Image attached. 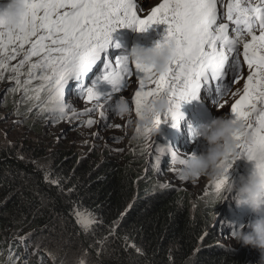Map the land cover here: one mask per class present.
<instances>
[{"label":"snow or ice","instance_id":"snow-or-ice-1","mask_svg":"<svg viewBox=\"0 0 264 264\" xmlns=\"http://www.w3.org/2000/svg\"><path fill=\"white\" fill-rule=\"evenodd\" d=\"M225 7L226 13L221 12ZM138 11L136 0H26L21 27L16 31L0 27V79L5 72L13 73L16 88L11 91L22 89L32 107H39L57 122L96 110L106 119V111H113V105L123 99L115 94L127 87L128 78L135 77L139 81L132 98L136 115L147 99L163 95L168 98L169 111L156 119V125L159 128L170 121L176 128L183 119L182 103L198 99L202 89H212V82L215 91L223 94L231 83L226 81L229 74L233 81L240 79L242 55L248 75L230 114L244 120L251 135V142L242 145L240 157L253 161L254 169L264 172V0H227L226 5L223 0H163L146 18H141ZM154 24H167L164 38H172L176 44V55L166 73L155 75L150 68L130 62L125 54L114 56L113 63L108 48L118 27L144 32ZM230 25L234 27L230 29ZM18 56H22L19 62L10 65ZM25 66L26 72L22 71ZM94 68L97 71L90 85L84 83ZM33 81L38 83L34 85ZM73 81L85 101L94 102L85 113H78L65 102L66 87ZM145 81L153 87L146 88ZM104 84L110 87L102 88ZM83 123L91 127L95 121ZM135 131L140 133L138 127ZM149 138L145 130L144 139ZM156 151L157 167L166 154L172 165L184 163L185 158L168 144L157 146ZM173 170L184 180L178 169ZM221 185L220 180L210 181L213 191ZM166 186L159 185L162 189ZM75 216L88 232L94 224L91 213L77 210ZM23 264H28L27 260Z\"/></svg>","mask_w":264,"mask_h":264},{"label":"trees","instance_id":"trees-1","mask_svg":"<svg viewBox=\"0 0 264 264\" xmlns=\"http://www.w3.org/2000/svg\"><path fill=\"white\" fill-rule=\"evenodd\" d=\"M11 119L40 140L0 132V264H23L22 242L32 243L30 235L54 244L53 256L67 261L80 256L87 264H264L244 247L220 243V230L233 235L242 214L231 211L218 225L221 200L213 195L195 200L183 189L160 188L144 173L143 150L135 141L132 150L118 154L94 147L81 155L72 144L53 145L45 126L50 114L32 107L22 89L11 102H0V126ZM77 210L91 213L88 232L77 223ZM11 241L20 242V249ZM35 261L28 264H42Z\"/></svg>","mask_w":264,"mask_h":264},{"label":"rangeland","instance_id":"rangeland-1","mask_svg":"<svg viewBox=\"0 0 264 264\" xmlns=\"http://www.w3.org/2000/svg\"><path fill=\"white\" fill-rule=\"evenodd\" d=\"M138 1L141 3V0ZM147 2L148 6L145 5L146 10L144 11L147 13L146 17L151 12H148L147 7L150 6L149 4L152 2V0ZM162 2L163 1L158 2L155 7H157ZM2 4L3 0H0V6H2ZM142 14L143 12L139 9L138 15L141 17ZM166 34L167 24H154L146 31L137 32L135 34L132 44L128 43L127 52L135 45L153 46L157 42L161 41ZM110 46L111 45H109L108 51L110 50ZM108 54L113 56L114 59V54ZM21 58L22 56H18L15 60L10 61L9 63L12 66H15ZM98 67L102 68V64H98ZM96 71L97 69L94 68L93 73H89V78L86 79L84 83L90 85L91 78H94ZM4 74H7V72ZM13 75L14 74L12 73L10 80L7 81V83L0 85L1 105L5 104L7 101L11 102L17 92L21 93V89L17 90V92L11 91V89L16 88L15 80L12 79ZM247 75L248 74H243L242 77L239 76L240 79L238 81H235L231 86H229L228 89L223 92V94L220 93L213 99L204 94V92L210 93L212 91L215 93V87L209 90L202 89L199 93L198 99L181 104L180 112L183 114V119L179 122L176 128H172L170 126V121L168 123H162L159 126V132L156 135L150 134V138L147 141L144 139V137L137 138L135 131V114L132 98L135 91L139 88V81L135 77L128 78L127 87L123 89L121 93L115 94V96H122L125 98L128 101L129 106L133 109V115L130 119L118 118L113 111H106L107 118L102 119L99 110L93 111L89 114L79 115L74 119L60 120L58 121L60 122L59 124H55L51 117V119L45 123L48 131L47 135L53 141V145H56L57 143L72 144L75 148H77L81 155L87 153V151L94 147L106 150L112 154H118V152L125 147H129V149L132 150L130 143L135 141L137 145L142 147L143 150V159L145 163V167L143 168L144 173L150 172L153 175V178L160 184L177 187L179 189H183L184 191L190 192L195 200H202L206 198L207 195H213L214 197V191L210 187V181L212 180L211 177L199 176L198 178L196 177L192 179L181 180L178 177L177 172L173 170V168L179 170L181 165H172L170 163V157L167 154L161 157V162L157 167L156 157L159 155V153H157L156 147L168 144L171 146L173 151H178L177 154L181 158H186L188 155L201 154L202 152H205L208 147L206 141H204L203 138L198 135H193V133H196L198 127L203 123H207L212 119L221 116L222 114L231 115V104L239 98L240 94H242L243 84L247 78ZM230 77L231 75H228L226 78L230 79ZM101 87L108 88L110 86L104 84L101 85ZM145 87H153V85L145 81ZM233 93H236V95H233ZM65 102L71 103L78 113H85L87 109L94 107V102H86L85 99L79 94L76 89V82L74 81L66 87ZM220 105H224V107L221 108ZM88 119L95 121L91 127L86 126L83 123ZM14 121L17 120L11 119L8 123L0 126V132H5V135L12 138L19 137L24 140H33L36 142L40 140L31 133H27L28 130L24 127V123L22 121L18 120L17 123H13ZM253 168L254 162L247 160L244 156H241L239 159L235 160L232 163V166L229 168L228 178L233 182V184L238 185L239 178L241 176H246L253 170ZM206 189L208 192L207 195H205ZM218 207L219 210L218 214L216 215V223L218 225L225 222V218L231 211L234 214H242V225H246L251 221L260 218V216H264V209H262L259 213H253L246 206L238 205L231 195L227 199L221 200ZM219 235L220 236L218 237L222 245L231 248L244 247L249 250L253 256H256L260 259V253L257 249L237 243L233 239L231 231L220 230ZM35 237L32 235L29 236V240L32 243L24 242V240L22 242L23 249H25V245L27 246V262L36 260L35 263L42 264H80V261L82 260L80 256L74 257L76 260L71 261H67L65 258L61 259L59 256H57L58 253L56 252V256H53L52 253L55 250V247H53L54 244H51V246L50 244L46 243L43 235H37ZM11 244L13 247H15V249H20V242L11 241ZM61 246L63 245L61 244ZM42 254L46 259H48H43L41 261L39 258H41ZM83 259L86 261L85 258ZM84 264H87V261Z\"/></svg>","mask_w":264,"mask_h":264},{"label":"clouds","instance_id":"clouds-1","mask_svg":"<svg viewBox=\"0 0 264 264\" xmlns=\"http://www.w3.org/2000/svg\"><path fill=\"white\" fill-rule=\"evenodd\" d=\"M25 13L26 0H3L0 6V27L7 31L18 30ZM126 55L130 62L150 68L153 74H164L176 55L175 40L163 37L153 46L135 45ZM168 111L169 101L163 95L147 99L139 116L134 110L135 130L137 127L140 129V133L136 134L137 138L144 137L145 130L156 135L159 132L156 119ZM113 112L122 119H130L133 115V109L125 98L113 105ZM196 134L206 141L208 147L201 154L188 155L179 168V175L185 180L198 176L220 180L222 185L219 190L214 191L215 200H225L231 195L238 205L246 206L253 213L261 212L264 209V172L253 168L246 176L239 178L238 185L228 178L229 162L239 159L242 145L251 142L245 121L222 114L201 124ZM233 239L257 249L260 261H264V216L236 228Z\"/></svg>","mask_w":264,"mask_h":264},{"label":"bare ground","instance_id":"bare-ground-1","mask_svg":"<svg viewBox=\"0 0 264 264\" xmlns=\"http://www.w3.org/2000/svg\"><path fill=\"white\" fill-rule=\"evenodd\" d=\"M161 1H163V0H152V2L149 4L150 6L147 7L148 12L151 11V9L153 7H155L158 2H161ZM145 2H146L145 0H141V3L139 1L137 3L138 4V7L140 8V10L142 12H144L146 10V7L143 5Z\"/></svg>","mask_w":264,"mask_h":264}]
</instances>
